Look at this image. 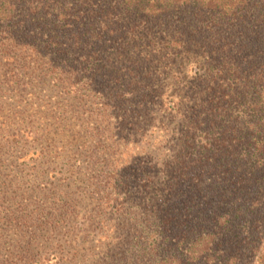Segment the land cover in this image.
<instances>
[{"label": "trees", "instance_id": "obj_1", "mask_svg": "<svg viewBox=\"0 0 264 264\" xmlns=\"http://www.w3.org/2000/svg\"><path fill=\"white\" fill-rule=\"evenodd\" d=\"M0 76L90 98L91 180L132 217L87 264H264V0H0ZM117 113L156 145L138 204Z\"/></svg>", "mask_w": 264, "mask_h": 264}, {"label": "rangeland", "instance_id": "obj_2", "mask_svg": "<svg viewBox=\"0 0 264 264\" xmlns=\"http://www.w3.org/2000/svg\"><path fill=\"white\" fill-rule=\"evenodd\" d=\"M29 82L24 76L18 86L0 76V264L93 262L113 240L106 226L122 225L131 210L110 214L113 194L104 180H91L102 164L87 157L101 148L88 128L90 98H66L51 82ZM116 118L114 159L124 166L116 177L129 183L127 196L138 204L146 169L141 147L156 145L144 124L132 128Z\"/></svg>", "mask_w": 264, "mask_h": 264}]
</instances>
